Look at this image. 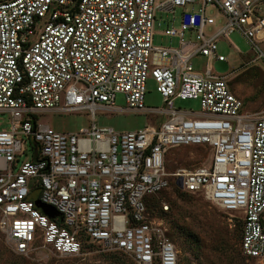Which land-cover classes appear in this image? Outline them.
<instances>
[{"label": "built area", "instance_id": "2783aa9c", "mask_svg": "<svg viewBox=\"0 0 264 264\" xmlns=\"http://www.w3.org/2000/svg\"><path fill=\"white\" fill-rule=\"evenodd\" d=\"M187 5L193 13L182 12L179 27L164 31L178 37V47L154 46L156 13ZM207 6L226 18L208 38L204 28L214 20ZM233 32L264 58V0H0V113L13 120L0 131V231L17 255L71 257L90 243L135 264H178L168 229L147 208L173 185L237 214L242 254L264 260V116L241 112L227 76L191 65L198 55L226 62L217 40ZM148 78L161 109L144 106ZM118 94L126 111L168 120L128 132L98 126L95 112L116 111ZM176 100L197 101L200 112L176 109ZM83 111L91 125L77 133L37 120V113ZM27 141L31 160L21 161ZM187 146L208 149V164L169 172L167 150ZM36 202L61 218H49Z\"/></svg>", "mask_w": 264, "mask_h": 264}, {"label": "rangeland", "instance_id": "374dc122", "mask_svg": "<svg viewBox=\"0 0 264 264\" xmlns=\"http://www.w3.org/2000/svg\"><path fill=\"white\" fill-rule=\"evenodd\" d=\"M193 6L176 8L174 13H156L153 45L156 47H178V37L164 34L168 26L179 27L182 12L193 13ZM200 8L194 6L195 12ZM205 15L214 20V24L204 28L205 37H210L222 29L226 18L213 6L205 8ZM186 41H195L193 32H186ZM218 53L226 57V62L209 60L196 56L191 60L194 71L204 74L207 68L215 76H227L230 91L243 105L242 113L250 116H264V58L258 59L248 41L239 33L233 32L228 38L217 40ZM264 53V43L259 46ZM157 84L148 78L145 84L144 106L149 109L164 107L162 98L156 90ZM174 107L181 111L198 114L200 106L193 100H176ZM116 111L97 110L95 118L98 126H107L118 132L142 129L146 126L157 127L168 120V116L159 114L133 113L126 111L123 95L115 97ZM39 124L47 125L54 132L77 133L91 125L90 112L79 113H37ZM13 120L8 113H0V131H8ZM24 140L23 137H20ZM31 142L23 145L24 155L21 161L31 160ZM210 151L201 146H187L168 149L165 155L166 169L171 172L178 168L191 170L207 165ZM32 199L37 194L31 195ZM153 199L155 197H152ZM151 200V202L153 201ZM158 206L151 211L161 218L168 229L167 236L177 250L178 264H264V260L248 259L240 250L237 214H228L216 205L206 201L199 194H186L180 198L172 191H166L156 198ZM164 202L169 209L162 213L160 204ZM152 213V212H151ZM231 220V222L229 221ZM241 226V225H240ZM116 254V256H113ZM118 259L119 262L116 261ZM239 260V261H238ZM0 264H135L122 253L102 250L95 245H83L77 256L58 257L45 251H35L26 256L17 255L7 243L0 231Z\"/></svg>", "mask_w": 264, "mask_h": 264}, {"label": "trees", "instance_id": "16d2710c", "mask_svg": "<svg viewBox=\"0 0 264 264\" xmlns=\"http://www.w3.org/2000/svg\"><path fill=\"white\" fill-rule=\"evenodd\" d=\"M172 190L176 193V195L177 196H179L180 198H185V196H186V194H189V193H184V192H182V191H180L178 188H176L175 186H173L172 185ZM153 198L151 197L150 199H148L147 200V208H148V210L150 211V213L152 212V214H154L153 213V211H151V208L152 209H154V208H156L157 206H158V201L156 200V197L153 199V201L151 202V200H152ZM162 213H164L163 211H162ZM241 224L240 223H238V227H239V235H238V237H239V240H240V238H241V227H242V225L240 226ZM84 244H86V243H84ZM83 244V245H84ZM88 245H95V244H88ZM96 246V245H95ZM118 253V252H117ZM119 253H121V252H119ZM114 256H116V254H113V256L111 255V257H114ZM248 259H252L253 260V258H248ZM116 261L117 262H119L118 261V259H116ZM239 261V260H238Z\"/></svg>", "mask_w": 264, "mask_h": 264}, {"label": "water", "instance_id": "95a60500", "mask_svg": "<svg viewBox=\"0 0 264 264\" xmlns=\"http://www.w3.org/2000/svg\"><path fill=\"white\" fill-rule=\"evenodd\" d=\"M35 157H36V152H34L33 160H35ZM177 186L179 188L181 187L180 182H178ZM36 205H37L38 208L41 209L42 213L47 215L49 218H51V219H54L56 217L61 218V215L59 213H57V211L52 206H49V205H46V204H42V203H39V202H36Z\"/></svg>", "mask_w": 264, "mask_h": 264}]
</instances>
